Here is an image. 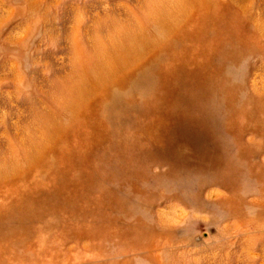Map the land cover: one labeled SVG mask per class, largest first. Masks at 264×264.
<instances>
[{
  "label": "rangeland",
  "instance_id": "rangeland-1",
  "mask_svg": "<svg viewBox=\"0 0 264 264\" xmlns=\"http://www.w3.org/2000/svg\"><path fill=\"white\" fill-rule=\"evenodd\" d=\"M0 264H264V0H0Z\"/></svg>",
  "mask_w": 264,
  "mask_h": 264
}]
</instances>
